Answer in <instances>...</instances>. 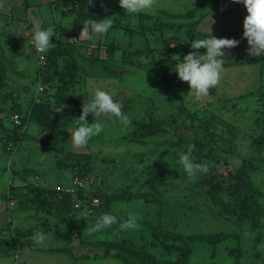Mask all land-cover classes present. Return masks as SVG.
Wrapping results in <instances>:
<instances>
[{
    "label": "rangeland",
    "instance_id": "obj_1",
    "mask_svg": "<svg viewBox=\"0 0 264 264\" xmlns=\"http://www.w3.org/2000/svg\"><path fill=\"white\" fill-rule=\"evenodd\" d=\"M92 3L107 7L108 12L89 10L88 16L97 13L103 18L110 17L114 26L107 34L78 39L82 27L75 36L83 69L71 91L74 95L80 93L83 100L54 109L52 119L60 130L45 142L39 140L38 135L44 129L37 125L35 115V119L27 122L25 135L14 152L8 155L0 148V227L1 220H7L8 200L14 206L17 201L13 197L3 198L9 172L14 169L17 173L14 185L24 183L18 181L19 175L53 188L67 186L70 175L83 170L93 183V189H86V194L125 190L132 195L128 200L112 201L105 213L116 215L118 221H123L129 212L138 214L139 228L121 231L117 224L103 234L89 236L87 226L94 224L103 211H75L69 231V226L58 222L54 213L50 215L41 209L39 217H33V207L16 209L12 205L10 230L29 228L23 235H17L20 245L42 228L69 232V238L52 234L49 237L45 233L47 246H36L58 250L41 251L23 243L20 248L0 254V264H127L115 256H105L103 247L93 243L98 239L123 238L136 247L146 244L155 256L161 257V253L167 254L153 240L149 228L158 223L181 233L226 235L213 252L204 242L193 244L188 259L196 264H232L234 258L225 253V248L236 246L241 254L238 264H264V215L256 226L249 221L234 223V217L212 200L221 199L224 196L221 191L214 190L210 183L189 178L178 164L180 153L189 144L196 146L193 160L207 162L214 168L215 178L229 179L234 167L243 162L264 211V56H250L248 45L242 44L226 50L221 81L202 98H196L188 83L181 81L174 70L177 55L182 60L193 51L191 41L208 38L210 28L217 38H243L246 8L233 0H157L149 13L127 14L119 0H92ZM190 9H194L192 14L184 19L166 14ZM140 14L149 16L144 19ZM70 21L71 15L61 13V4L55 0H0V49L6 69L1 91L11 90V97L20 103L21 111L27 107L29 93L37 82L36 65L43 64V61L37 64L27 35L36 25L51 27L56 33L50 38L54 43L69 34ZM197 51L207 50L202 47ZM97 88L113 96L131 123L125 126L110 115L98 116L95 119L103 123L104 131L85 147L74 148L70 132L77 127L75 118ZM48 102L53 106L51 98ZM6 104H2L3 108L9 106ZM86 119L92 123L94 117L90 113ZM140 124H148L153 133L140 135L146 130ZM257 135L263 138L261 145L256 142ZM157 164L165 174L160 180H149L151 169ZM24 168L32 173H25ZM142 192L159 199L148 201L137 196ZM95 207L100 206H92ZM258 233L261 236L256 240ZM2 234L7 232L2 230ZM66 247L69 251H61Z\"/></svg>",
    "mask_w": 264,
    "mask_h": 264
},
{
    "label": "trees",
    "instance_id": "obj_2",
    "mask_svg": "<svg viewBox=\"0 0 264 264\" xmlns=\"http://www.w3.org/2000/svg\"><path fill=\"white\" fill-rule=\"evenodd\" d=\"M55 1H58L61 4V13L71 15L69 34L65 37V39H57L54 42L57 46L50 49L47 53L42 54L44 56V61L41 66L37 67L36 65L34 79L46 85L47 89L38 93L37 101L32 99L34 90H31L29 93V102L23 111L20 109V103L18 101L16 103L14 98L11 97L13 95L11 90L1 91L4 86L3 83L6 77V69L4 67L3 53L0 49V148L7 152L8 155L14 152L12 151L13 145H16L15 149L19 146L23 135H25L24 128L27 122L32 121L35 115H38V119L36 121L37 125H41L44 129V133L38 135L40 138L39 140L45 142L46 139H49L53 134L60 130L55 120L52 119V117H54V111L62 104L82 99L80 93H77L76 95L73 94L71 86L82 75L81 72L83 65L81 61L83 57L80 52L77 51L78 47L74 43L68 42L66 38L69 36H77L83 27V22L86 19H93L97 21L99 19H103V17L97 15V13L96 15H93V17H90V15L88 16V14L91 13V10H97L98 13L99 11L108 12L107 7L94 3L88 5L87 0ZM193 10L194 9H190L184 13H164L173 18L184 19L192 14ZM119 12L121 14V11ZM140 15L144 19L149 16L148 14ZM236 40L240 41L239 44L248 45L245 38L240 37ZM167 47L169 46L167 45ZM43 94L46 95L43 96ZM50 98L53 101V106H49L48 101ZM2 104H9V106L7 108H3ZM14 112L18 113L20 116L19 125H15L9 120V115ZM139 127H144V129H146L140 135L153 133L148 124H140ZM259 137L261 136L257 135L256 142L258 145H261L263 138ZM7 142H10L12 145H8ZM159 168L160 164H157L151 169L149 174L150 176L148 177L149 180H160L164 176V169ZM5 169L6 168H3V166L1 167L2 172H5ZM27 169L28 168H24L25 173H29L30 171L32 173V170ZM213 169L214 168L210 167L207 174H200L202 180H200V176L197 177L198 182L201 181V183H210L213 185L214 190L221 191V194L224 195V199L221 197V199L212 198V200L218 205H221L223 210L229 212L234 217V220H232L234 223L242 224L244 221H249L252 226L259 224L261 217L264 215L263 207L261 206L260 201L257 200V188L253 186L243 162L234 167L233 173H231L229 179L224 178V176L221 178H215L216 175L213 172ZM34 175L36 174L34 173ZM14 177H17V173L13 169L9 172V182L6 185V193H3V198L6 200H8L9 197L16 198V204L15 206L13 205L16 209L33 207V212L35 213L40 212L41 209L45 212L48 211L50 215L54 213L58 218V222H63L66 226H69L70 231L71 221L74 220V212L82 209L71 208L70 194L56 191L53 187H44L40 184H35L31 179L28 180L27 176L18 175L19 181L24 183L14 185L12 183ZM76 194L79 197H83L82 191H77ZM94 195H98V205L100 207H87L85 210L89 211V213L93 212L95 209L105 213L107 212V209H109L112 201L128 200L132 197V195L125 190H116L109 193L95 192ZM137 196H140L148 201L159 199H155V196L151 197V195L146 192L137 194ZM14 208L6 206L5 213L9 216L10 209ZM95 214L98 215V213ZM7 220L0 227V233L2 230L7 232L6 235L2 234V236H0L1 254L10 250H15L17 247L21 246L22 244L20 245L18 236L23 235L25 233L24 231L29 230L28 227L13 228L12 232L9 228L11 219ZM149 228L151 235L154 237L153 240L160 243L163 251H165L167 255L161 253L163 256H155L146 244L136 247L131 241L125 242V239L123 238L111 241L98 239L93 243L96 244V246L103 247L105 256H115L127 264H196V262H191L188 259L193 244L195 245L197 242H204L207 246H209L211 252H213V248L216 247L217 242L226 236L220 232H210L207 234H203L202 232L181 233L172 229L163 228L159 223L151 225ZM56 231L57 233L64 235L65 238H69V232L66 234L58 230ZM9 235L11 238L8 237ZM259 235L261 236V233L257 234L255 237L256 240L260 239ZM153 240H150L149 242L152 243ZM42 250L48 251L56 249L43 248ZM171 253H174L173 256H171ZM225 253L229 257H232V259L234 258L232 264H238V259L241 255L240 248L238 246L225 248Z\"/></svg>",
    "mask_w": 264,
    "mask_h": 264
},
{
    "label": "clouds",
    "instance_id": "obj_3",
    "mask_svg": "<svg viewBox=\"0 0 264 264\" xmlns=\"http://www.w3.org/2000/svg\"><path fill=\"white\" fill-rule=\"evenodd\" d=\"M233 2L242 3L247 10V15L243 19V38L247 39L248 54L255 57L264 56V0H233ZM87 3L91 5L92 0H87ZM119 5L127 14L149 13L157 5V0H119ZM112 26L113 20L110 17L98 21L86 19L83 22V28L78 39L82 37L91 39L92 34H107ZM54 35L56 33L51 27L43 28L36 25L33 28L31 43L37 53L45 54L57 46L50 39ZM239 42L234 38H217L211 34L210 28L208 38L191 41L193 51H189L184 55L182 60L177 55L178 62L174 66V70L178 78L188 83L190 91L194 93L196 98L208 96L210 89L220 83L222 74L225 71L226 50L238 46ZM202 47L206 48L205 53L197 51ZM90 113L94 117L92 123H89L86 119ZM101 115L115 117L125 126L131 123L129 116L122 111L121 105L113 99V96L109 92L97 88L89 101L83 103L80 116L75 118L77 127L70 132L74 148L85 147L93 137L104 131L103 123L95 119ZM195 147V144H189L187 150L181 152L178 159V164L182 166L187 176L193 179L200 174H207L210 168L207 162L197 163L193 160L192 153ZM139 219V215L132 212H129L123 221H118L117 216L112 213H102L94 224L87 226V235L103 234L117 224L121 231L135 230L139 228ZM47 239L48 237L43 231H37L32 236V240L37 246L46 247L45 241Z\"/></svg>",
    "mask_w": 264,
    "mask_h": 264
},
{
    "label": "built area",
    "instance_id": "obj_4",
    "mask_svg": "<svg viewBox=\"0 0 264 264\" xmlns=\"http://www.w3.org/2000/svg\"><path fill=\"white\" fill-rule=\"evenodd\" d=\"M28 37V45L29 48L32 50V52L35 54L37 58V64H39V61H44V56L42 54L37 53L36 49L34 48L33 44L31 43V33L27 35ZM76 37L75 36H69L67 38V41L70 43H75L76 42ZM75 40V41H73ZM47 89V86L40 83L39 81L36 82L34 86V91L32 94V99L34 101L38 100V93L40 91H43ZM9 120L11 123L15 125L20 124V116L18 113H12L9 115ZM8 145H12L10 142H7ZM16 145H13L12 151H14ZM83 171H75L70 175V179L68 182V185H58L54 186V189L59 192H64L70 194L71 197V208L72 209H86L87 207H92L98 205L99 201L96 196L86 194V189L91 190L93 189L92 187V179L89 177L87 174L82 173ZM77 191H82L83 197L77 196L76 192ZM13 201L11 199L8 200L7 202V207H12Z\"/></svg>",
    "mask_w": 264,
    "mask_h": 264
},
{
    "label": "crops",
    "instance_id": "obj_5",
    "mask_svg": "<svg viewBox=\"0 0 264 264\" xmlns=\"http://www.w3.org/2000/svg\"><path fill=\"white\" fill-rule=\"evenodd\" d=\"M63 105V104H62ZM32 181H33V179H31ZM19 181V180H18ZM7 205V204H6ZM36 215V217H39V214H37V213H33V217ZM43 216V215H42ZM78 217H79V215H78ZM6 218L7 219H11L7 214H6ZM82 218V217H81ZM2 221V223L4 224L5 223V218L4 219H2L1 220ZM30 227V226H29ZM40 231H43L44 233H46V234H49V237H50V234H52V235H59L58 237H62V238H64V239H66L63 235H61V234H59V233H57V231H51L50 232V229L48 228V229H41ZM30 233H31V231H30ZM30 233H28V234H30ZM32 238H28V239H26L24 242H21L22 244L24 243L27 247H31V248H33V249H38V250H41V251H44V250H42V249H40L39 247H37L32 241ZM20 241V240H19ZM70 241H69V239H68V242L67 243H69ZM22 246V245H21ZM21 246H19V247H17V248H20ZM68 247H69V245H67ZM68 247H66V249H64V248H62L61 249V251H64V250H66V251H69V248ZM51 249H57V248H51ZM1 254V253H0ZM3 254V253H2Z\"/></svg>",
    "mask_w": 264,
    "mask_h": 264
}]
</instances>
